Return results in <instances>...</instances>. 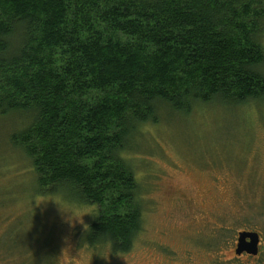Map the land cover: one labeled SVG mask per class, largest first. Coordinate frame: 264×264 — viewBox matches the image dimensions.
<instances>
[{
    "label": "trees",
    "instance_id": "16d2710c",
    "mask_svg": "<svg viewBox=\"0 0 264 264\" xmlns=\"http://www.w3.org/2000/svg\"><path fill=\"white\" fill-rule=\"evenodd\" d=\"M262 100L264 0H0V112L21 115L39 193L98 206L90 246L143 229L147 124Z\"/></svg>",
    "mask_w": 264,
    "mask_h": 264
},
{
    "label": "rangeland",
    "instance_id": "374dc122",
    "mask_svg": "<svg viewBox=\"0 0 264 264\" xmlns=\"http://www.w3.org/2000/svg\"><path fill=\"white\" fill-rule=\"evenodd\" d=\"M164 116L138 140L144 223L123 253L83 241L98 206L39 193L29 158L10 139L21 130V115L0 112L2 263L156 264L158 244L195 249L200 261L228 251L224 240L244 224L264 227V101L200 104ZM208 239L214 248L205 247ZM32 255L36 263L26 262Z\"/></svg>",
    "mask_w": 264,
    "mask_h": 264
},
{
    "label": "flooded vegetation",
    "instance_id": "af4514ba",
    "mask_svg": "<svg viewBox=\"0 0 264 264\" xmlns=\"http://www.w3.org/2000/svg\"><path fill=\"white\" fill-rule=\"evenodd\" d=\"M241 233H244V239L239 242ZM211 240L208 239L207 242L204 240L205 247L214 248ZM11 241H16V238L15 240L12 238ZM226 244L228 251L214 254L210 251L209 255L200 261L195 249L187 248L179 253L168 245L158 244L159 259L156 264H264V227L262 225L244 224L236 233L224 240L222 245ZM131 250L123 253H130ZM1 259L4 258L0 256V264H3Z\"/></svg>",
    "mask_w": 264,
    "mask_h": 264
},
{
    "label": "water",
    "instance_id": "95a60500",
    "mask_svg": "<svg viewBox=\"0 0 264 264\" xmlns=\"http://www.w3.org/2000/svg\"><path fill=\"white\" fill-rule=\"evenodd\" d=\"M243 239H244V233H241L239 237V242H242Z\"/></svg>",
    "mask_w": 264,
    "mask_h": 264
}]
</instances>
